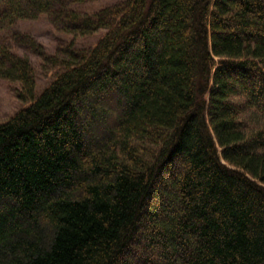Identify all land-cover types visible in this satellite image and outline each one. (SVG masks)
Returning a JSON list of instances; mask_svg holds the SVG:
<instances>
[{
	"label": "trees",
	"instance_id": "1",
	"mask_svg": "<svg viewBox=\"0 0 264 264\" xmlns=\"http://www.w3.org/2000/svg\"><path fill=\"white\" fill-rule=\"evenodd\" d=\"M90 1L0 0V264H264V0Z\"/></svg>",
	"mask_w": 264,
	"mask_h": 264
},
{
	"label": "rangeland",
	"instance_id": "2",
	"mask_svg": "<svg viewBox=\"0 0 264 264\" xmlns=\"http://www.w3.org/2000/svg\"><path fill=\"white\" fill-rule=\"evenodd\" d=\"M116 1L119 0L90 1L83 3L80 8L92 11ZM14 32L32 35L48 52H54L57 44L62 41H69L72 38V36H68L62 31L57 30L47 15H42L36 19L20 20L10 31V33ZM105 32L106 30L102 29L92 36L78 38L77 44L86 47L94 46ZM4 35V33H0V39L4 38ZM6 43L11 45L15 53L21 56H27L31 59L35 67L37 93L40 94L41 91L55 79L59 69L47 70L46 67L42 66L41 57L35 53L28 44H19L14 39L7 40ZM20 89L21 84L19 82H9L0 77V123L9 120L22 107L30 104L25 103L20 99Z\"/></svg>",
	"mask_w": 264,
	"mask_h": 264
}]
</instances>
